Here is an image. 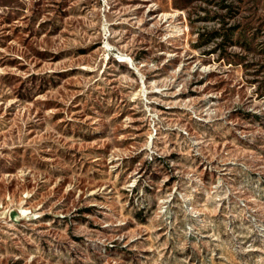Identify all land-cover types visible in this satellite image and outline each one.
<instances>
[{"label":"rangeland","instance_id":"374dc122","mask_svg":"<svg viewBox=\"0 0 264 264\" xmlns=\"http://www.w3.org/2000/svg\"><path fill=\"white\" fill-rule=\"evenodd\" d=\"M0 264H264V0H0Z\"/></svg>","mask_w":264,"mask_h":264}]
</instances>
